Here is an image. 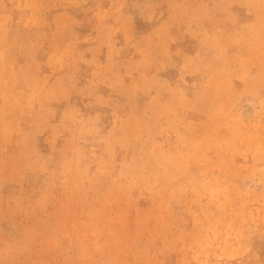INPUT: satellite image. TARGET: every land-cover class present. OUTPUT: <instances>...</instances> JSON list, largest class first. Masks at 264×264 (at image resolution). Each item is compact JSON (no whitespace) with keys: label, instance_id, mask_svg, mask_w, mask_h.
<instances>
[{"label":"rangeland","instance_id":"1","mask_svg":"<svg viewBox=\"0 0 264 264\" xmlns=\"http://www.w3.org/2000/svg\"><path fill=\"white\" fill-rule=\"evenodd\" d=\"M30 4L56 7L35 20ZM234 13L230 0H3L0 23L31 45L17 61V80L0 88V109L8 111L0 119V222L15 218L32 234L30 264H84L70 253L91 241L107 249L106 264H199L195 236L183 246L170 243L181 229L191 232L184 205L166 209L151 194L116 198L104 181L72 191L32 164L37 144L43 147L69 109L84 117L102 113L105 131L115 125L117 136L151 133L172 153L185 151L178 137L194 126L190 139L202 142L201 152L216 164L210 175L229 188L235 213L242 212L229 217L233 231L251 215L260 237L249 256L243 241L221 243L209 264H264V206L236 196L251 158L229 160L216 144L231 136L232 121L209 119L212 110L244 106L241 84L264 91V31ZM185 64L196 74H185ZM27 85L40 91L31 106ZM178 90L195 98L191 110L158 118L159 106ZM97 94L105 107L96 106ZM13 95L22 97L15 111ZM163 127L168 134L156 135ZM240 134L253 147L261 144L264 120L244 119ZM144 244L151 247L142 251Z\"/></svg>","mask_w":264,"mask_h":264},{"label":"clouds","instance_id":"2","mask_svg":"<svg viewBox=\"0 0 264 264\" xmlns=\"http://www.w3.org/2000/svg\"><path fill=\"white\" fill-rule=\"evenodd\" d=\"M2 3L3 0H0V4ZM230 3L235 8L234 14L237 17L264 31V0H230ZM28 7L34 10L33 17L38 20L43 13L53 11L56 5L30 4ZM30 45V38L12 34L0 23V88L6 87L10 79L17 80V61ZM183 67L187 75H195L198 71L190 70L187 64ZM184 83L187 85V81ZM27 86L32 88L28 100L31 106L40 91L32 85ZM241 88L247 89L243 93V107L233 106L227 112L222 109L212 110L209 119L223 117L232 121L229 129L231 136L218 142L216 147L232 161L237 157L245 161L251 158V164L248 165L250 170L244 178L242 190L236 196L243 203L257 202L264 206V142L253 147L240 134L244 119L264 120V91H257L254 86L244 84H241ZM178 91L179 95L173 96L171 102L159 106L155 112L158 118L174 116L177 110H191L188 106L195 98H189L183 90ZM21 98L19 95L11 97L12 111L20 105ZM152 100L155 102L158 97H153ZM95 104L105 107V98L97 94ZM7 114V110L0 109V119ZM101 116L102 113L97 112L94 116L84 117L76 109L66 110L61 121L52 126V135L44 138L43 147L37 144L39 155L32 159V164L41 174L46 175L50 183L59 182L72 191L85 183L104 181L110 184L116 198H143L145 194H151L161 198L166 209L175 204L184 205L191 218V232L181 229L180 234L170 243L173 246H183L185 237L195 236L199 264H209L210 257L214 255L213 249L220 247L221 243L228 246L243 241V254L249 256L253 253L255 239H260L255 226L256 219L249 215L247 219L241 220V227L233 231L232 221L229 219L234 218L235 213L232 207L233 197L227 186L220 187L215 177L210 175L216 164L212 157L201 152L202 142L190 139L196 130L194 126L186 129L187 135L178 137L177 147L182 146L185 151L172 153L166 151L151 133H121L117 136L115 125L105 131ZM167 134L168 127H163L156 133ZM33 155L35 154H30ZM228 183L231 184V181ZM235 214L242 215V212ZM58 243L56 237L49 241L52 247H56ZM149 247L150 244H144L141 250ZM32 250V234L17 219L9 217L0 222V264H30ZM70 255L82 259L84 264H91L96 259L101 260L102 264L107 261V249L95 241L88 242Z\"/></svg>","mask_w":264,"mask_h":264}]
</instances>
